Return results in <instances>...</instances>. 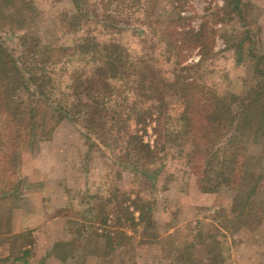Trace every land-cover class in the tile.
<instances>
[{"label": "rangeland", "instance_id": "obj_1", "mask_svg": "<svg viewBox=\"0 0 264 264\" xmlns=\"http://www.w3.org/2000/svg\"><path fill=\"white\" fill-rule=\"evenodd\" d=\"M243 1L251 12L241 21L217 13L224 0H126L119 5L15 0L16 7L0 10V41L18 58L44 46H72L85 37L113 41L130 64L142 65L150 86L160 88L155 93L135 90L133 81L117 84L125 93L115 106L122 114L132 110L131 119L113 129L111 123L96 127L106 146L92 145L82 128L60 119L47 137L12 154L9 174L20 191L0 211L6 221L0 264H264V124L238 132V184L213 193L198 189L191 138L165 135L179 129L177 117L184 110L182 90L169 82L189 76L219 99L230 102L234 94V111L256 89L248 50L264 54V0ZM20 8L24 16L17 13ZM6 14L12 19L5 24ZM109 23L114 30L106 28ZM244 23L253 43L245 44L237 63L235 45ZM202 28L210 53L193 67L202 53L192 42ZM192 29L187 36L179 34ZM93 69L76 58L49 67L52 101L76 102L69 89L72 76L84 77L82 71ZM141 108L152 112L145 124L137 122ZM156 110L170 117L163 140L155 130ZM133 135L157 149L150 162L126 156ZM132 161L140 170L130 168ZM136 208H143V219Z\"/></svg>", "mask_w": 264, "mask_h": 264}, {"label": "trees", "instance_id": "obj_2", "mask_svg": "<svg viewBox=\"0 0 264 264\" xmlns=\"http://www.w3.org/2000/svg\"><path fill=\"white\" fill-rule=\"evenodd\" d=\"M106 1L119 5L126 0ZM224 1V6L218 8L217 13L224 12L229 18L236 15L241 21L251 12V5L243 0ZM14 3L15 0H0V10L10 9ZM17 13L21 16L25 14L21 8ZM112 17L111 14H107V18L113 21ZM4 19L6 24L12 16L6 14ZM115 26L109 23L106 28L114 30ZM247 26L244 23V35L235 45L237 63H241L240 56L245 44L248 41L251 45L253 43L251 42L253 35ZM190 31L194 30H184L179 34L187 36ZM204 32L203 28L196 32L195 42H192L193 45L200 47L202 53L200 62L193 67L200 66L202 60L210 53V45L207 44V39L203 38ZM186 44L190 42L186 41ZM33 52L18 58L14 55V50L0 41V211H5L11 206L15 195L20 191V184L12 180L9 174L13 167L12 154L23 146H30L32 142L47 137L54 127V121L68 119L82 128L83 135L92 145L106 146L107 142L103 141L104 138L97 132L96 127L111 123L110 129H113L120 121L126 122L131 119L132 110L122 114L124 112H120L118 106H115L121 94L125 93L118 89L117 84L119 82L128 84L129 81H133L132 88L135 90L146 91L148 88L149 92L155 93L160 90L157 86H150V82L145 80L142 65L135 67L130 64L134 62L129 63L119 44L113 41L100 43L85 37L72 46H44ZM248 53L254 60L253 76L257 85L235 111L233 104L236 103L237 96L234 94L231 95L230 102L219 99L208 89L200 86L195 78L190 79L189 76H185L183 82L175 79L174 82L168 83L171 88L182 90L180 96L184 101V110L177 117L179 129L166 132L165 135L169 138L175 135L174 140H181L186 136L191 138L194 146L191 152L192 169L198 189L204 193L217 192L224 186H237L242 172L240 160L242 158L234 150L239 141L237 134L246 128L259 129L257 126L264 124V54L259 52L255 54L251 47ZM73 58L81 60L88 67L92 65L94 69L90 74H87L88 71H82L85 73L84 77L78 72L72 76L69 89H72L76 102L61 98L52 101L51 93L55 92V84L47 69L67 61L72 63ZM190 68L191 66H186L185 69ZM149 87H153V90ZM156 112L158 116H155V130L158 138L163 140L165 138L163 126L165 120L170 117L158 110ZM151 113L141 108L137 122L145 124L146 117ZM128 139L131 148L125 150L127 157L150 162L157 153V149H152L137 135L129 136ZM129 163L133 165L130 168L140 170L141 167L131 164L134 161ZM12 177L14 178V175ZM136 209L140 213V220L143 219L145 217L143 208ZM5 222L0 212V231Z\"/></svg>", "mask_w": 264, "mask_h": 264}]
</instances>
